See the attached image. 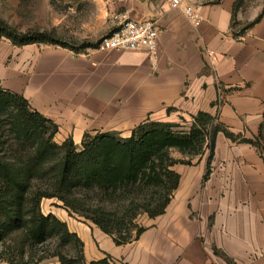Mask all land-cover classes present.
I'll return each mask as SVG.
<instances>
[{
    "label": "crops",
    "instance_id": "crops-1",
    "mask_svg": "<svg viewBox=\"0 0 264 264\" xmlns=\"http://www.w3.org/2000/svg\"><path fill=\"white\" fill-rule=\"evenodd\" d=\"M186 2L200 6V26L170 0L108 2L113 29L125 18L156 22V63L145 51L75 53L0 37V89L24 96L53 120L60 144L72 138L81 147L88 132L129 137L147 120L191 123L200 112L243 138L264 136V5L238 36L242 0ZM206 50L215 52L214 64ZM208 156L206 151L194 165L174 166L181 180L166 212L144 217L146 230L131 243L117 245L57 200L44 199L43 211L79 236L88 262L109 255L111 264H264V152L219 132L206 178ZM42 264L61 263L53 258Z\"/></svg>",
    "mask_w": 264,
    "mask_h": 264
},
{
    "label": "trees",
    "instance_id": "trees-1",
    "mask_svg": "<svg viewBox=\"0 0 264 264\" xmlns=\"http://www.w3.org/2000/svg\"><path fill=\"white\" fill-rule=\"evenodd\" d=\"M0 37L18 46L43 43L75 53L97 49L100 44L83 43L76 48L61 41L54 31L20 32L2 20ZM58 132L59 126L24 96L0 89L2 263L41 264L57 258L61 264H111L109 255L88 262L83 241L55 214H45L42 201L58 200L71 216L92 222L117 245H124L145 232L139 223L141 216L156 218L166 212L181 180L175 165H192L194 158L209 151L208 177L219 132L264 152L262 134L254 140L235 135L206 112L184 124L147 120L129 137L118 132H88L81 147L72 138L56 142ZM172 150L191 159L174 158Z\"/></svg>",
    "mask_w": 264,
    "mask_h": 264
},
{
    "label": "rangeland",
    "instance_id": "rangeland-1",
    "mask_svg": "<svg viewBox=\"0 0 264 264\" xmlns=\"http://www.w3.org/2000/svg\"><path fill=\"white\" fill-rule=\"evenodd\" d=\"M108 2L109 0H0V20L20 32L29 29L54 31L61 41L79 48L83 43L100 42L115 29ZM263 5L264 0H242L235 17V29L241 30L247 26ZM171 155L181 160L191 159L177 150H172ZM198 157L194 158L192 163ZM43 201L42 210L45 206ZM144 217L148 215L141 216L139 223L142 226Z\"/></svg>",
    "mask_w": 264,
    "mask_h": 264
},
{
    "label": "built area",
    "instance_id": "built-area-1",
    "mask_svg": "<svg viewBox=\"0 0 264 264\" xmlns=\"http://www.w3.org/2000/svg\"><path fill=\"white\" fill-rule=\"evenodd\" d=\"M173 9H182L187 19L195 26H200L202 16L200 6L186 0H170ZM160 29L150 18H125L116 29L105 36L99 44V49L145 51L149 58L156 63L158 59V40ZM206 56L214 64L215 52L205 51Z\"/></svg>",
    "mask_w": 264,
    "mask_h": 264
}]
</instances>
